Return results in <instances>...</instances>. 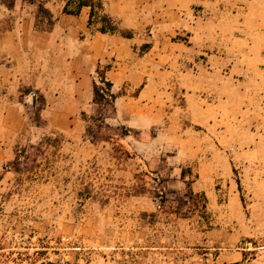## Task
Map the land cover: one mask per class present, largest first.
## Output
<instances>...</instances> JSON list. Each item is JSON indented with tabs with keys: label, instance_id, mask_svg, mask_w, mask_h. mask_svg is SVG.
<instances>
[{
	"label": "rangeland",
	"instance_id": "374dc122",
	"mask_svg": "<svg viewBox=\"0 0 264 264\" xmlns=\"http://www.w3.org/2000/svg\"><path fill=\"white\" fill-rule=\"evenodd\" d=\"M39 1L52 0H15L11 10L0 2V34L34 26ZM111 67L101 64L94 84L103 87ZM55 79L32 69L19 86L0 83V264H227L216 256L233 249H246L237 264H264V75L246 89L251 140L235 143L249 154L218 164L223 177L209 172L202 192L192 183L206 159L186 155L216 147L197 129L143 140L74 78ZM38 95L45 107L34 126ZM99 116L103 127L90 119Z\"/></svg>",
	"mask_w": 264,
	"mask_h": 264
},
{
	"label": "crops",
	"instance_id": "0c3cea01",
	"mask_svg": "<svg viewBox=\"0 0 264 264\" xmlns=\"http://www.w3.org/2000/svg\"><path fill=\"white\" fill-rule=\"evenodd\" d=\"M67 1L46 5L56 18L49 33L36 31L28 19L0 34V56L9 64V69L0 66L1 84L19 86L32 69L50 70L55 81L74 78L92 100L94 73L108 60L112 67L104 79L112 85L123 126L143 140L152 132L161 137L195 128L202 141L216 147L186 155V162L206 159L199 162L195 192L208 188L209 172L223 177L218 164L227 169L234 158L249 154L235 151V143L251 140L246 89L252 78L264 75V0H101L103 12L120 29L133 32L131 39L91 33L89 8L82 7L77 16L64 14ZM144 44L150 47L140 54ZM123 86L131 94L125 99L118 96ZM224 175L225 182L229 170ZM245 250H229L216 259L237 264Z\"/></svg>",
	"mask_w": 264,
	"mask_h": 264
},
{
	"label": "trees",
	"instance_id": "16d2710c",
	"mask_svg": "<svg viewBox=\"0 0 264 264\" xmlns=\"http://www.w3.org/2000/svg\"><path fill=\"white\" fill-rule=\"evenodd\" d=\"M1 4L8 10H11L15 0H0ZM72 0H68L63 8L64 14L75 15L77 16L80 13L82 7L89 8V19H88V28L90 32H99L101 34H119L122 38L131 39L133 38V32L128 29H120V23L115 21L107 14L103 12V5L101 0H77L76 6L74 10H70L69 6L71 5ZM29 4H34L35 0H28ZM56 23V18L50 12L48 8H46L45 4L41 1L37 3V13L34 20V29L39 32L49 33ZM148 44H144L141 46L140 51L145 52L149 49ZM101 83L103 87H99L97 84L93 86V99L92 102L94 105H98L99 108L108 107V111L110 114L114 115L115 113V100L116 96L111 91V83L105 81L104 74L100 73ZM35 107L33 110L32 123L34 126H38L40 123V113L45 107V100L42 95H38L35 100ZM92 121L98 122V127H103L105 124V117L99 116L95 118H90ZM86 137H90V142L94 143L92 132L90 127H86L85 129ZM19 162V156L16 155L14 163L17 164ZM183 175V173H182ZM186 199H193L197 196L193 194L191 190H187L184 194Z\"/></svg>",
	"mask_w": 264,
	"mask_h": 264
}]
</instances>
